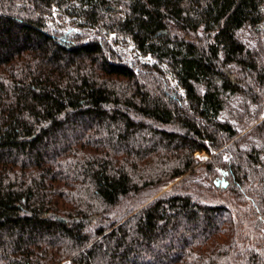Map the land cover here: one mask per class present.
<instances>
[{
	"label": "trees",
	"instance_id": "obj_1",
	"mask_svg": "<svg viewBox=\"0 0 264 264\" xmlns=\"http://www.w3.org/2000/svg\"><path fill=\"white\" fill-rule=\"evenodd\" d=\"M0 264H264V0H0Z\"/></svg>",
	"mask_w": 264,
	"mask_h": 264
},
{
	"label": "rangeland",
	"instance_id": "obj_2",
	"mask_svg": "<svg viewBox=\"0 0 264 264\" xmlns=\"http://www.w3.org/2000/svg\"><path fill=\"white\" fill-rule=\"evenodd\" d=\"M196 157L202 162H204V161L209 159V156L206 153H197ZM217 183H219V182H217ZM171 186H173V184L170 185L166 190H168Z\"/></svg>",
	"mask_w": 264,
	"mask_h": 264
},
{
	"label": "water",
	"instance_id": "obj_3",
	"mask_svg": "<svg viewBox=\"0 0 264 264\" xmlns=\"http://www.w3.org/2000/svg\"><path fill=\"white\" fill-rule=\"evenodd\" d=\"M220 185V183H216V186Z\"/></svg>",
	"mask_w": 264,
	"mask_h": 264
}]
</instances>
